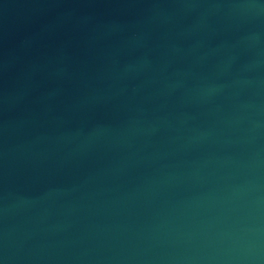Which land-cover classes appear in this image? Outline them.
I'll return each mask as SVG.
<instances>
[{"label":"water","instance_id":"water-1","mask_svg":"<svg viewBox=\"0 0 264 264\" xmlns=\"http://www.w3.org/2000/svg\"><path fill=\"white\" fill-rule=\"evenodd\" d=\"M0 264H264V0H0Z\"/></svg>","mask_w":264,"mask_h":264}]
</instances>
